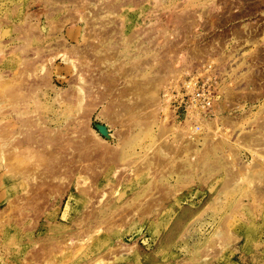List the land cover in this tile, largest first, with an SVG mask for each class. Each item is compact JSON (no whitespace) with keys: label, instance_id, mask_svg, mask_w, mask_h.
Returning <instances> with one entry per match:
<instances>
[{"label":"rangeland","instance_id":"obj_1","mask_svg":"<svg viewBox=\"0 0 264 264\" xmlns=\"http://www.w3.org/2000/svg\"><path fill=\"white\" fill-rule=\"evenodd\" d=\"M81 1L0 0V22L8 31L1 43L3 53H11L17 44L12 41L18 34L15 29L26 24L42 29L44 39L33 47H42L45 58L52 50L62 53L69 47L92 51L95 76L103 73L113 80L105 81L110 82L108 101L117 99L121 105L125 100L118 106L123 109L140 88L139 100H133L138 103H130L134 111H123L136 112L145 125L125 126L121 132L112 115L108 121L116 106L111 101L107 105L111 103L108 110L113 111L106 120L99 117L102 107L88 112L90 117L83 103L60 106L51 101L55 94L40 92L41 105H33L31 115L41 113L54 130L74 119L69 132L89 119L91 128L110 146L119 145L122 155L118 162L108 163L101 178L76 177L65 189L57 188L56 176L42 192L35 168L13 163L16 169L8 175L3 155L12 148L0 144V173H6L0 178V264H26L32 254L83 230L88 234L81 238L87 244L76 240L74 262L53 252L34 264H95L111 261L115 254L136 264H264V172L256 164L260 154L264 158V150H259L264 148V0ZM79 8L82 15L75 13ZM61 53L38 70L44 74L53 68V85L60 94L77 84L76 71ZM5 64L0 70L6 76L11 63ZM198 67L213 80V108L208 114L204 109L191 115L182 104L169 106L166 94L172 79ZM3 114L0 124L15 115L7 110ZM100 126L113 139L104 137ZM83 187L90 197L78 199L70 221L53 229L50 224L60 222L52 219L55 209L60 213L70 195ZM36 192L37 210L30 214L26 209L20 215L26 204H34L31 197ZM90 246L86 258L84 251ZM121 246H134L135 255Z\"/></svg>","mask_w":264,"mask_h":264},{"label":"bare ground","instance_id":"obj_2","mask_svg":"<svg viewBox=\"0 0 264 264\" xmlns=\"http://www.w3.org/2000/svg\"><path fill=\"white\" fill-rule=\"evenodd\" d=\"M81 2H83V1H81ZM77 5H79V4H77ZM70 13H71V11H70ZM75 13H79L82 15L80 8ZM73 17L74 16H72V18ZM72 18H71V20L73 21ZM76 19H78V18H76ZM64 20H62V22ZM74 22H76V20ZM88 24H89V22H88ZM54 26L55 25H53V27H52L53 29H54ZM15 30L18 34H16L15 38H12V41L17 42V44H15L12 47L11 53L8 52L9 54L5 55L3 53L2 48H1V43H2V40L5 37V35H7L8 31L5 32V30L2 28V24L0 22V52H1L0 53V69H1V67L6 66L5 63L7 62V60H8V63L9 62L11 63L10 64L11 66L8 70L10 72L9 75H6V76L3 75L4 73L1 72V70H0V98H1L0 115L1 116L4 115L3 113L6 110L9 111V113L11 115L15 114V115H13L12 119L6 120L7 122L4 121L5 122L4 124H2L3 122H1L2 125L0 124L1 125L0 126V144L3 147L4 146H10V148H12V151H10L8 154L3 155V158L5 160L4 165H6V169H7L6 172L8 173V171H9L11 173L12 170L16 169V167H19L21 165H24L22 167L27 166V167L35 168V170H37L38 172L40 171L39 177H40V181L42 182V185H40V189L42 190V192H43L44 186H46V182L49 180V178L52 181H55V180H57L56 176H58V180L56 182L59 183L57 185L58 186L57 188L65 187V189H66V186L68 188H70L71 184L75 183L74 179L76 177H79V178L84 177V178H86L85 180H87L89 176H92L94 178L95 177L101 178L105 174L104 172H106V170H107L108 163L112 164V163H114V161L118 162V160L120 159L122 153H121V149H120L119 145L110 146L108 141L104 140L102 138V136L97 131H94L91 128V126H90L91 121L89 119L85 120V121H87L86 124L82 120H81L82 123H80V124L76 123V128L72 132L71 131L69 132V129H71L72 121H74V119L72 121H69L66 124L65 128L62 126L63 127L62 130H54L53 128H51L49 126L48 121L42 116L41 113H39L36 116L31 115L30 114L31 109H32L33 105H35L38 108L40 107V105H41L40 104V92H45L44 90H47L49 92H52V94L56 95V98L55 97H54L55 99L51 98V101L52 102L58 101L60 106L68 105L70 103L76 104V102H78V105L82 106V103H83V105H85V107H83V109H85L84 111L86 113L91 112V114H92V111L95 110V108L102 107L101 112L99 113V117H102L103 119H106V120H107V117L109 116L108 114H110V113H108V111L110 110V109L108 110V107L109 106L112 107V104H113V106L116 105L115 109H114L115 111L110 110L111 112L113 111L114 113L110 114L108 119L109 118L111 119V115H112L114 118V120H113L114 123L120 124L119 128H122V127L124 128L125 126H132V125L135 126V125H138L139 123L141 125L142 124L145 125L143 122H140V116H137L136 112H134V113L132 112L131 115L129 114L130 112L127 113L128 109H129V111H131L133 109V107L135 106L133 104H130L131 101H132V103L135 102V101H133L135 99L134 97L137 96L136 99L138 97H140V96H138V91L140 90V88L139 87H137V88L133 87V85H135V84L132 83L133 85L131 86V88L132 89L135 88V89H134V91L133 90L130 91V92L133 91V93L131 94L132 100L129 99L130 102H128L130 104V106H129V104H128L129 107L128 106L126 107L127 104L125 106H123V109H124V107L127 108L126 114L129 115V117H127L126 114H124L125 110L123 111V109L121 108L122 109V111H121V109H119L120 106L124 105L125 100L123 101V104L117 105L118 103H121L119 100L117 103V99H110L112 104L110 103L111 105L110 104H109V106L107 105L110 102L107 100V98L111 94L107 92L108 91L107 89H109L107 87H110V86L109 85L106 86V84H109L113 80L112 81L108 80L106 76L103 77V75H102L103 73L100 74V77L95 76L96 74L94 73L93 69L95 68L96 64H94V60H91V58H90V55L93 54V52L89 51V50H79V49L74 48V47H69V48L65 49V51L63 50L64 52H62V53L60 52L62 54L61 59L63 61H65L67 66H70V68H72V70L76 71L75 75H76V79H77V84L75 86L76 89L72 86L71 89L64 90L65 92L63 91L60 94L59 90H57L55 88V86L53 85V81H52V79H53L52 78L53 68L52 67H51L52 69H50L49 72H46L48 70V67H47V69L44 70V72H46V73L43 72L44 74H40V73L38 74L39 68H42L43 66H45L49 62L52 63L53 60L57 56H59L60 53H58V51H55V53H54L52 50V53H50L51 51H49L51 56H49V58H45L46 54L43 53L42 47H40V48H34L33 47L34 44L37 43L38 40H41L42 38L44 39V37L41 35L42 29L40 30V29H37L33 25L26 24V25H23L21 27H18ZM52 31H54V30H52ZM97 32H99V31H97ZM88 33H90V32H88ZM88 33L86 35H88ZM95 33H96V31H95ZM96 36L97 35L94 36V34L93 35L89 34V38H93L94 40L100 39V38H97V37H100V35H98L97 37ZM89 38H87V42H88ZM92 43L93 42H91L89 44H92ZM96 44L97 43L94 42L90 46L94 45V47L97 48ZM86 45H87V43L85 44V46ZM60 46H65V44L60 45ZM95 48H91V49L93 51H96ZM31 55H32V57H30ZM98 59H97V61H99ZM18 60H19V63L17 64ZM96 63H98V62H96ZM100 63H101V61H100ZM100 63H98V64H100ZM100 66H98V68H100ZM98 68L96 67V69H98ZM42 69H44V67ZM42 69L40 71L41 73H42ZM119 73H121V72H119ZM105 75H107V74H105ZM110 75L111 74L108 73V75H107L108 78ZM113 76L114 75H112V77ZM106 79L110 82L108 83V81H107V83H106L105 82ZM114 80H116V79H114ZM74 81H76V80H74ZM115 85H116V83H115ZM111 87H113V85ZM136 89H139V90H136ZM128 90H130V89H128ZM117 91H119V90H117ZM119 92H121V91H119ZM123 93H121V95L120 94H118V95L122 96ZM52 94L48 95V93H47L46 97L49 98L52 96ZM107 94H110V95L107 96ZM118 95L115 94L114 96H118ZM127 95H129V94L127 93L125 96H127ZM118 98L121 99V97H118ZM123 98L125 99L124 95H123ZM138 100H139V98H138ZM126 103H127V101H126ZM135 103H138V102H135ZM50 104H52V103H50ZM73 106H75V105H73ZM135 107H134V109H135ZM164 110H165V108H164ZM132 111H134V110H132ZM86 113H85V115H86ZM91 114H89V116ZM81 118H83V117H81ZM81 118H79V119H81ZM110 119L108 121H110ZM127 119H129V120L127 121ZM125 120H126V123L124 122ZM104 122H106V121H104ZM74 124H75V121H74ZM206 125H207V123H206ZM114 126H115V124H114ZM207 126L210 127L211 125L209 126V123H208ZM100 127H102V132L104 134L103 135L104 137H107V138L109 137V138L113 139V135L109 134V131L107 130L106 127H104V126H100ZM123 128H122V130L118 129V131L124 132L125 128L124 129ZM127 128L129 129L131 127H127ZM128 129H126V132L127 131L129 132ZM131 131H132V128H131ZM131 131H130V133H133ZM120 134L122 135V133H120ZM127 134H125V135H127ZM122 136H123V138L127 137V136L125 137L124 135H122ZM185 136L187 137V135H185ZM117 137H120V136H117ZM123 138H122V140H123ZM263 139H264L263 137H262V140L260 139L262 141V143H261L262 145H264ZM260 140H258V142ZM7 142H8V144H7ZM120 142H121V140H120ZM248 146H249V144H248ZM251 147H254V146H251ZM251 147H249V148H251ZM262 147H260V148H262ZM240 148H242V147L240 146ZM254 150H255V148H253V151ZM259 150H260V153H262L263 151L261 152V150H264V148L259 149ZM257 152H259V151H257ZM251 154H253V153H251ZM262 154L264 155V153H262ZM257 155H259V154H257ZM259 156H260L259 159L261 160V162H263L264 161L263 156L261 154ZM261 158H263V159H261ZM256 160H258V158ZM261 162L257 161L256 164H257V166L259 164V166H260L259 169H263V172H264V163L262 165ZM13 163L16 164V167H15V165L13 166ZM256 164H255V167H256ZM246 166H245V168H247ZM257 168H254V169H257ZM40 169H42V170H40ZM260 171H262V170H260ZM4 175H6V173H4V172L0 173V178L3 177ZM8 175H9V173H8ZM32 178H33V180H35L37 177L33 176ZM95 179H97V178H95ZM90 182H91V180H90ZM85 183H86V181H85ZM39 184H37V185H39ZM55 187H56V185H55ZM45 188H47V187H45ZM57 188H55V189H57ZM50 190H51V188H50ZM58 190L60 191V189H58ZM52 191H54L53 187H52ZM29 195H32V194H29ZM33 195L34 196H32L31 198H32L34 204H32V205L28 204L29 205L28 207L26 204L25 209H22L23 211L22 210L20 211V215L27 213L26 212L27 210H29L28 213L35 212V210H37L36 208H37L38 204L40 203L39 198H38L39 193L36 192ZM54 196H56V195H54ZM87 197H90V192H88L87 189L84 187L82 189H79V191L76 195H74V193H72L69 197V201L67 202V206L65 208H63V210H61L60 213L56 209L54 211V214L52 213L54 215L52 217V219L60 221L59 224H55V225L50 224L52 226V228L54 227L53 229H55V228L57 229L60 226H64L66 222L70 221V213L72 212V210L75 206V203H77V201H79L78 199L87 198ZM55 199H57V198H55ZM41 202H43V201H41ZM16 204H17V202H16ZM21 208H23V207L21 206ZM39 216H40V214H39ZM36 218L38 219V217H36ZM101 229H103V227ZM85 232H87V231L83 230V231L79 232L78 234H75V235L71 234L68 238L63 236L64 240H62V241L57 240L55 244H53L51 246L49 245L48 247L43 248L42 252L40 250L39 253L32 254L31 260L30 261L26 260L25 263L26 264H34L38 260H41V259L43 261L44 256H45V258H47L53 252L56 254L58 253L57 255L58 256L60 255L63 259H66L67 257H69V258L73 259L72 262H74L76 260L75 254L78 251L79 247L77 248V251L75 250V248L73 250V247H76L75 246V244H77L76 240L83 242L82 243L83 246H84V244H87V240H82V238H81L82 236L84 237V235L86 236L88 234V233L84 234ZM85 247H83V248H85ZM87 249H88V251L87 250L84 251V255H83L86 258L89 256V254L91 255L92 247L90 246ZM35 250H37V249H35ZM120 250H123V251L130 250V254L135 255V252H134L135 247L134 246H132V247H127V246L122 247L121 246ZM120 250H118V253L120 252ZM113 251L114 250H112V252ZM127 251H126V253H127ZM78 254H80V252ZM112 254H115V252H113ZM115 255L116 256L114 257V259L111 256V258H112L111 261L107 260L105 262L104 259L101 261L98 259L100 262L96 260L98 263L96 261H95L96 263L95 262L94 263L95 264H108V263L109 264H136L130 259H125L124 256L122 257V256L117 255V254H115ZM79 257H81V256H79ZM66 264H67V262H66Z\"/></svg>","mask_w":264,"mask_h":264},{"label":"built area","instance_id":"obj_3","mask_svg":"<svg viewBox=\"0 0 264 264\" xmlns=\"http://www.w3.org/2000/svg\"><path fill=\"white\" fill-rule=\"evenodd\" d=\"M202 71L200 67L188 69L183 71L182 74L185 73V75L178 74L175 79H172L166 94L169 106L175 103L182 104L191 115L195 110L204 109L208 114L214 106L216 95L213 90V80Z\"/></svg>","mask_w":264,"mask_h":264},{"label":"flooded vegetation","instance_id":"obj_4","mask_svg":"<svg viewBox=\"0 0 264 264\" xmlns=\"http://www.w3.org/2000/svg\"><path fill=\"white\" fill-rule=\"evenodd\" d=\"M261 5H262V6H264V4H263V3H262Z\"/></svg>","mask_w":264,"mask_h":264}]
</instances>
